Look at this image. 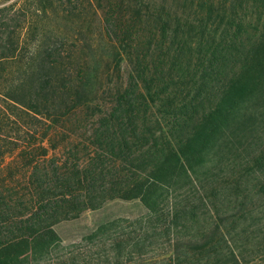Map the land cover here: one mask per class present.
Instances as JSON below:
<instances>
[{"label":"trees","instance_id":"obj_1","mask_svg":"<svg viewBox=\"0 0 264 264\" xmlns=\"http://www.w3.org/2000/svg\"><path fill=\"white\" fill-rule=\"evenodd\" d=\"M45 3L92 6L129 65L89 126L96 74ZM97 5L1 23L0 264H264V0ZM113 197L144 212L61 241L53 224Z\"/></svg>","mask_w":264,"mask_h":264},{"label":"rangeland","instance_id":"obj_2","mask_svg":"<svg viewBox=\"0 0 264 264\" xmlns=\"http://www.w3.org/2000/svg\"><path fill=\"white\" fill-rule=\"evenodd\" d=\"M27 2L29 0H0L1 51L6 52V49L2 48L4 44L2 39L5 38V34L2 32L3 25L1 23L6 22V28L11 29L17 20L16 9L19 6H24L26 10L28 8L25 6ZM93 2L96 5L105 4L107 0H92ZM45 5L46 17L43 20L62 33L78 37L77 48L79 45L82 46L79 53H83L90 65V71H94L96 74V78L92 79V86L97 85V91L90 94L86 107H82L79 114L80 116L85 115V126H89L94 115L110 105L113 91L112 83L118 79L121 82L124 81L129 65L121 64L118 71L113 68L117 46L104 37L101 22L98 15L93 13L92 6L86 5L81 9H74L71 13H64L62 17L61 12L53 7V3H45ZM97 13L99 12L97 11ZM106 68H109V75H105ZM99 82H102V85L98 86ZM143 212L144 206L137 198L113 197L103 201L98 207L85 209L75 217L56 222L53 224V229L63 243H70L79 240L100 225L112 223L113 226L132 219Z\"/></svg>","mask_w":264,"mask_h":264}]
</instances>
